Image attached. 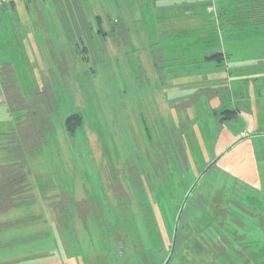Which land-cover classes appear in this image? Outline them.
Segmentation results:
<instances>
[{"label":"rangeland","instance_id":"obj_1","mask_svg":"<svg viewBox=\"0 0 264 264\" xmlns=\"http://www.w3.org/2000/svg\"><path fill=\"white\" fill-rule=\"evenodd\" d=\"M85 3L92 36L60 46L55 34L37 58L40 76L20 60L0 66V165L27 134L31 105L40 112L23 156L32 198L0 214V256L163 264L203 169L240 132L264 133V0ZM162 4L188 14L152 10ZM232 110L236 119L222 121ZM74 114L82 125L70 135ZM170 264H264V136L199 184Z\"/></svg>","mask_w":264,"mask_h":264},{"label":"crops","instance_id":"obj_2","mask_svg":"<svg viewBox=\"0 0 264 264\" xmlns=\"http://www.w3.org/2000/svg\"><path fill=\"white\" fill-rule=\"evenodd\" d=\"M173 8H175V12L179 11L177 15L179 18L182 16V12L188 14L189 6L181 5L172 7L162 4L159 7L153 6L152 10L168 13ZM123 10L119 14L122 15L124 13ZM128 12V8L125 9V15L128 16ZM124 18L122 17V20ZM120 20L121 18L119 22ZM95 24L97 22L87 16L85 0H46L44 2L16 0L10 2L0 8V66L2 68H10L14 60H18V62L20 60L23 65L29 66L30 71H33L31 75L37 78V76H40V68L36 63L38 61L37 58L43 52H47V54L50 52L51 54V49L47 46L53 44L55 34V43L65 46V44L81 40L82 36L91 37V29L96 27ZM106 27H109V29L113 28L110 24H106ZM19 68H21L20 65ZM248 134V132L242 131L237 138H243L248 136ZM15 146L16 144L7 146L9 161L1 163L0 167L10 166L16 162L13 156ZM0 250L3 251L1 248ZM31 251L38 253V251L44 252L45 250H43V247H39V249L36 247ZM8 257L0 256V264H42L35 261L38 259V255L28 257V259L26 258L27 260L21 258L16 261L5 260Z\"/></svg>","mask_w":264,"mask_h":264},{"label":"trees","instance_id":"obj_3","mask_svg":"<svg viewBox=\"0 0 264 264\" xmlns=\"http://www.w3.org/2000/svg\"><path fill=\"white\" fill-rule=\"evenodd\" d=\"M12 2H14V1H12ZM221 56H222L221 53H217V54H214L213 56H210L209 59H213V58L219 59ZM27 106L29 108L28 103H27ZM31 106H32V109L26 112V115H27L28 119L30 120V127H29V129H26L27 134L25 132L21 133L19 131L18 135L15 136L16 137L15 141H17V143L13 149L14 150L13 156L16 159V162L14 164H11L10 166L0 167V213L7 212L10 209H12L13 207H15L17 204L26 202V200H28V199L30 201L32 198L30 195V185H29V183H30L29 172L30 171L26 165V161H25V158L23 156H24V153H27V151L29 152V151L33 150L30 148H32L33 147L32 144L35 143V141H34L35 139L33 138V134L35 133V130H36L34 121L39 116L40 112L38 113L37 107H36V110L34 109V103ZM237 113H238V111H236V110L225 111L222 114H220L221 120L222 121H233L234 119H236ZM65 125H66V131L70 135H74L76 133V131L82 125V117L78 114L70 115L66 118ZM183 155H184V153H183ZM224 157L219 162H221L224 159ZM215 159H213V160H215ZM219 162H217L206 173V175L203 177V179L210 173V171L215 166H217V164ZM205 169H203V171ZM203 179L200 181V183L203 181ZM199 184L197 185V187L199 186ZM197 187L195 188V190L197 189ZM195 190H194V192H195ZM188 204H189V202H188ZM187 206H186V208H187ZM179 230H180V226H179ZM178 235H179V231H178ZM177 244H178V238H177ZM176 247H177V245H176ZM175 252H176V250H175ZM174 255H175V253H174ZM174 255H173V257H174ZM172 260H173V258H172ZM172 260H171V262H172Z\"/></svg>","mask_w":264,"mask_h":264},{"label":"water","instance_id":"obj_4","mask_svg":"<svg viewBox=\"0 0 264 264\" xmlns=\"http://www.w3.org/2000/svg\"><path fill=\"white\" fill-rule=\"evenodd\" d=\"M260 136H264V133H260V134H253V135H248L245 136L241 139H239L238 141H236L235 143H233L227 150H225L220 156L219 158H216L215 160H213L208 166L207 168L201 172V174L198 176V178L196 179V181L194 182V184L191 186L190 190L188 191V193L186 194L180 210L177 214L176 217V221H175V226H174V232H173V238H172V245H171V250L169 253L168 258L165 260V262L163 264H169L173 258V255L175 253L176 250V245H177V238H178V231H179V226H180V221L181 218L184 214V211L186 209V206L188 205V202L195 190V188L197 187V185L200 183V181L203 179V177L206 175V173L217 163L219 162L226 154H228L232 149H234L237 145H239L241 142L250 139V138H254V137H260Z\"/></svg>","mask_w":264,"mask_h":264},{"label":"built area","instance_id":"obj_5","mask_svg":"<svg viewBox=\"0 0 264 264\" xmlns=\"http://www.w3.org/2000/svg\"><path fill=\"white\" fill-rule=\"evenodd\" d=\"M16 1V0H0V8L6 6L9 2ZM19 1V0H17ZM40 2H44L46 0H38Z\"/></svg>","mask_w":264,"mask_h":264}]
</instances>
